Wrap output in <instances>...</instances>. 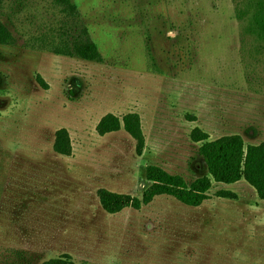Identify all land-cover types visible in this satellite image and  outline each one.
<instances>
[{"label": "rangeland", "instance_id": "374dc122", "mask_svg": "<svg viewBox=\"0 0 264 264\" xmlns=\"http://www.w3.org/2000/svg\"><path fill=\"white\" fill-rule=\"evenodd\" d=\"M73 2L100 62L53 52L74 33L55 0H0L15 37L0 44V264H264V200L244 179H212L197 207L161 195L109 213L99 197L142 198L149 165L189 184L209 176L197 126L264 141V50L235 1ZM129 112L141 116V156L124 130L97 132ZM61 128L71 156L54 150Z\"/></svg>", "mask_w": 264, "mask_h": 264}, {"label": "trees", "instance_id": "16d2710c", "mask_svg": "<svg viewBox=\"0 0 264 264\" xmlns=\"http://www.w3.org/2000/svg\"><path fill=\"white\" fill-rule=\"evenodd\" d=\"M236 3V17L244 20L248 30L261 42L264 50V0H234ZM62 7V11L74 20L73 34L61 40L53 52L59 55L78 57L87 61L103 60L102 53L93 40L89 28L82 24L79 8L73 0H55ZM15 37L9 27L0 21V44L12 45ZM38 82L48 88L42 76ZM124 130L136 143V152L142 155L146 148L141 116L137 112H129L122 117L108 113L102 117L97 125L100 135ZM191 138L202 143L198 149L200 156L207 165L209 176L200 177L191 184L181 176L174 175L156 165H149L146 169V178L151 185L144 191L142 198L128 194L111 192L107 189L99 191V197L105 210L109 213H118L126 207L141 209L150 204L157 196L169 195L182 203L197 207L210 198L209 191L213 181L223 184H233L241 180L247 181L264 200V141L260 144H245L239 134L224 135L210 139V134L200 127H195ZM54 150L63 156H71L73 145L68 129L61 128L56 132ZM221 196L230 197V191L219 192ZM44 264H75L68 256L54 258Z\"/></svg>", "mask_w": 264, "mask_h": 264}]
</instances>
